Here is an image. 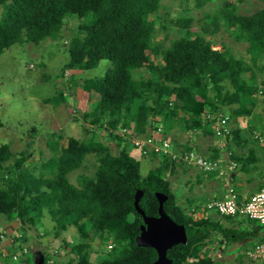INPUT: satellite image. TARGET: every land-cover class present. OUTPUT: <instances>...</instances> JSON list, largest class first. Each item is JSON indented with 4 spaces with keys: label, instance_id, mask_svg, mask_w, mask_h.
<instances>
[{
    "label": "trees",
    "instance_id": "1",
    "mask_svg": "<svg viewBox=\"0 0 264 264\" xmlns=\"http://www.w3.org/2000/svg\"><path fill=\"white\" fill-rule=\"evenodd\" d=\"M244 1H225L205 14L200 31H194L191 6L203 9L214 0H0V55L19 44L65 39L69 61L62 66L60 79L67 72L91 71L104 60L112 64L102 78L72 84L73 89L95 94L82 114L83 128L90 135L86 139L71 137L62 145L65 138L54 132L47 141L51 157L33 165H28L33 141L18 154L10 145L0 147V216L19 220L23 231L25 226L36 227L47 214L57 225L56 237L75 226L82 237L72 245L76 258L69 264H152L158 259L156 251L136 243L143 218L135 209V195L143 191L141 209L158 217L155 194L162 193L168 196L166 214L184 225L188 235L187 245L168 251L172 264H218L200 254L213 232L222 233L228 242L249 235L226 228L213 217L197 218L190 198L185 206L189 209L179 204L172 182L164 177V172L177 171L169 156L161 162L162 155L144 148L142 160L152 158L161 165L144 175L141 160L129 149L131 140L153 138L160 126L164 140L170 142L174 130L213 137V123L226 118L230 158L245 163L232 146H248L257 119H262L255 110L260 105L264 110V7L244 14L239 7ZM259 1L264 5V0ZM173 2L186 6L187 14L165 19ZM72 20L76 26L69 29ZM170 25L178 27L180 36L165 45L167 37L159 41L158 36L172 29ZM65 29L70 33L64 35ZM223 30L246 44L249 59L235 56L225 45L214 50L217 41L208 37ZM142 69L149 75L144 77ZM61 89L59 99L64 103ZM239 119L253 122L245 134ZM32 133L39 132L33 128ZM212 151L211 156L202 151L200 155L218 162L221 153ZM91 157L96 160L94 172L80 175L74 184L70 175L88 168ZM94 238L112 244V251L100 255L88 242ZM14 241L28 238L23 232ZM44 257L45 264H58L45 253ZM190 259L198 261L190 263Z\"/></svg>",
    "mask_w": 264,
    "mask_h": 264
},
{
    "label": "rangeland",
    "instance_id": "2",
    "mask_svg": "<svg viewBox=\"0 0 264 264\" xmlns=\"http://www.w3.org/2000/svg\"><path fill=\"white\" fill-rule=\"evenodd\" d=\"M225 1L231 2L235 0H214L213 3L203 9H197L192 5L190 15L193 17L194 21L191 28L194 31H200L204 22L202 19L205 14L212 13L217 6H222ZM239 7L242 8L241 13L244 12V14H247L256 12L263 8L264 5L259 0H245L243 3L239 4ZM186 8V6L180 5L179 2H173L170 5V15L166 16L165 19L169 20L171 18L185 16L187 14ZM161 13V16H163V12ZM75 23L76 21L74 20L70 21L68 28L73 29L74 26H76ZM170 27H172V29L169 31H163L158 36L159 41H162L167 37L168 41H166L167 43L165 45L169 44V40L180 36L178 27L172 25H170ZM68 33L70 32L66 29L63 31L64 35H67ZM208 39H215L217 41L214 50H223V45H225L233 50L235 56L249 59L246 52V44L236 42L232 35L224 30L216 34L214 37H208ZM67 45L68 40L50 39L38 45L31 43L15 45L3 55H0V147L3 145H10L12 151L15 154H18L21 151L26 150L27 144L30 141H33L34 149L30 151L33 157L29 160L28 165L37 164L40 163V161H42V163L48 161L52 155L50 147L47 145V141H50L48 136L50 137L54 132L62 134L63 139L65 138L62 145H66L68 142L67 139L71 137L76 139L87 138L88 134L84 130L82 124L84 123L82 121V114L88 109L87 105L92 93L88 94L83 91L82 88L73 89L72 84L83 83L82 79L102 78L112 66L110 61L104 60L97 68L91 71L83 73L67 72L62 77L63 79H60L62 66L69 61ZM141 72L144 77L149 75L146 69H142ZM73 75L76 77L72 78ZM263 77L264 76L262 75V79ZM61 88L65 90V96L63 99L64 103L59 99L62 91ZM91 96L93 97L95 94L93 93ZM255 114H260L262 119H257L254 130H262L261 128H264V110L262 105L256 108ZM74 117L78 118L77 121ZM253 120L254 119H252V121ZM239 121L240 124H237L240 125L242 133L245 134V131L249 127H252L253 122L248 124L247 120L245 123H241L240 119ZM86 126L88 127L90 125L87 123ZM33 128L39 133H32ZM102 134L104 133L102 132L101 135ZM192 134L193 133H180L178 130H174L173 133H170V136L175 147L186 150V147H189L188 144L191 145V142H193L192 146L195 144V138H191L190 136ZM187 139L189 140V143L185 145ZM210 139L208 136L206 139L201 138L200 143H196L195 146L199 153L204 147H207L210 144ZM215 139L217 140V138ZM57 140L58 139H56V141ZM227 141L229 142L228 139L224 142L227 143ZM110 146L114 147V144L110 143ZM209 146L214 145L211 144ZM233 149V151L238 149V151H242L245 155L248 154L245 149H236L234 147ZM132 152L136 153L135 150ZM259 152L264 153V150H259ZM208 154H210V152ZM225 155L226 153L224 156ZM255 157L259 158L258 154ZM164 161L165 158L161 157V162ZM94 162L96 163L95 157H91L88 163V168L73 172L70 175L71 181L74 184H77L80 175H91L94 172ZM141 163L144 175H147L148 172L155 167L161 166L159 165V161H154L152 158L150 160L143 159ZM257 168L259 170V173L257 174L258 177L254 176V178H258L259 181H261L264 179V154L259 162H257ZM193 172H196L198 177L193 176L191 178L190 175ZM164 173V177L172 182L175 194L178 197V203H182L183 207L186 206V199L190 198L194 199L195 205H200L201 208H205L208 202L212 201L214 197H218L215 193H222L224 191V183H218L216 185V179L210 178V176L206 174L203 175L200 171L192 167L180 166L177 168V171H175V174L170 170L169 172ZM187 177L190 183L188 188L184 183L185 180H187ZM198 181L209 183V189L208 186H205L204 184L197 188ZM235 181L236 182L233 183L235 189L238 192H244L245 188L242 187L243 180L237 178ZM240 181L242 182L240 183ZM260 183L261 182H254L253 184L256 186ZM215 185L218 190L215 193H211V189L214 188ZM207 192H209V195L205 196L204 194ZM185 208L189 209L188 207ZM190 208L193 209L192 206ZM237 219L241 221L238 223L241 224L242 230L249 235L248 241L245 243L244 247L253 248L260 243L261 238L264 235V226H261L258 222L243 221L240 218ZM234 221H236V219H234ZM55 227H57L56 223L47 214L41 219L36 227L27 228V226H25L23 231V226L19 220L16 219V221H10L7 217L0 216V233L7 236L4 241H11L12 239H15V236L20 237L23 232H25V235L28 238L27 243L24 245V247L26 246V250L24 249L23 252H18V260H13V255L16 250L6 248L3 253L6 254L7 258L1 257V263L34 264L35 255L40 252L43 255L45 253L52 262L54 261V263L69 264L71 260L76 258V255L72 252V245L81 240L82 234H80L78 229L73 226L70 227L68 231L60 232L59 237H56L54 232ZM88 242L92 245L95 251H99L100 255H104V257L110 253L109 251H112L109 250L112 248H110L104 240L100 241L99 239L95 240L94 238L93 241ZM233 244H236L238 249L233 251L228 249L229 254L231 252L235 253L237 250H242V245H239V243H232L231 245ZM231 245H229V248H231ZM95 251L93 253H95ZM26 253L29 255L26 256ZM97 255V252L92 255L91 258L93 261L96 260Z\"/></svg>",
    "mask_w": 264,
    "mask_h": 264
},
{
    "label": "crops",
    "instance_id": "3",
    "mask_svg": "<svg viewBox=\"0 0 264 264\" xmlns=\"http://www.w3.org/2000/svg\"><path fill=\"white\" fill-rule=\"evenodd\" d=\"M261 129L262 130H259V129L254 130V132H253L254 135L252 137V141H250V144L248 146H246L244 144L242 146H239V147L238 146H232L236 149L240 148V149L247 150V153H248L247 155H245L242 151H238V149L236 150V153L241 155L245 160L244 161L245 163H242L240 165L237 164L236 162H234L233 160H231V158H230L231 157L230 155L232 152L226 146V143L224 142L227 139V136L225 138H222V139H218L215 136V134L213 137H209V139L211 138L209 145L213 144L214 146L208 145L207 147H204L202 149V152L207 154V155L210 152V156H211L213 154L212 150L215 148L216 150H218L221 153V157H220V160L218 162L217 161L216 162L210 161L212 164H215L217 167L212 171L213 174L209 175L210 174L209 173L206 175H209L210 178L216 179L217 180L216 185L218 183H224L223 184L224 191L222 193H220V192L215 193L218 190L216 185H215L214 188L211 189V193L217 194L218 197H214L212 201L208 202V204L206 205L205 208H201L200 205L199 206L195 205L194 199H192L191 205H192L194 211L196 212L197 218H200L202 216L213 217V219L216 220V222L222 223V225L226 228L234 229V230L235 229L242 230L241 224L238 223L241 221H239L237 218H240L243 221H245L246 218H243L241 216H236V217H233V220L228 221L226 219H222L221 215L218 212H216L214 210L209 211L208 206L217 202V201L224 200L227 196L228 189L230 187L235 188V185L233 183L236 182L235 180H237V178L243 180V182L240 181V183L242 182V185H243L242 187L245 188V191L244 192H238L235 189L236 193L238 195V198L243 202L248 201L253 195H255L256 193H259L260 191H262L264 189V179L259 181L258 178H254V176H257V174L259 173V170L257 168V162H259V160L263 157V154H264L263 152H259V150H262V151L264 150V141L260 140V136L264 137V128H261ZM255 133H258V134L255 135ZM190 136L192 138H195L194 139L195 145H196V143L201 142V138L206 139V136L204 134H202L201 136L199 134H197V135L193 134ZM215 138H217V140ZM223 143H224V145H223ZM225 153H226V155L224 156ZM227 154H228V157H227ZM257 154H258L259 158L255 157ZM221 171L223 174H221ZM201 173L203 175H205V173L203 171ZM193 176L198 177L196 172L191 173L190 177L192 178ZM204 182L205 181H198L197 182L198 183L197 188H199L201 185L204 184L205 186H208V189H209V183H204ZM254 182H261V183L259 185L255 186L253 184ZM184 183H185V186L187 188H188V186H190L188 177ZM204 195L205 196L209 195V192L205 193ZM234 219H236L237 222L234 221ZM0 234H1V236H0V258L1 257L7 258L6 254L3 252L6 248H10V249L16 250L15 254L13 255V260L14 261L18 260V252L24 251V249L26 247V246L24 247V245L27 242H25V241H14L15 239H12L11 241H4L7 236L3 233H0ZM15 238H18V237L15 236ZM262 238H263V236H262ZM262 238H261V240H262ZM247 241H248V237L244 240L239 241V242H228L222 233L213 232L211 234V236L209 237V239L206 241L207 246L205 247V249L200 254L202 257L210 258L213 262H217L218 264H245L246 254L251 249V248L244 247V245H245V243H247ZM232 243H239V245H242V247H243L242 250L241 251L237 250V251H235V253L231 252L229 254L228 249H230L231 251L238 249V246L236 244L231 245ZM229 245H231V248H229ZM109 246H113V245L111 244ZM25 255L28 256L29 254L26 253ZM0 264H2L1 261H0Z\"/></svg>",
    "mask_w": 264,
    "mask_h": 264
},
{
    "label": "built area",
    "instance_id": "4",
    "mask_svg": "<svg viewBox=\"0 0 264 264\" xmlns=\"http://www.w3.org/2000/svg\"><path fill=\"white\" fill-rule=\"evenodd\" d=\"M207 119L210 121L212 117L208 115ZM226 126V118L213 123V128L218 139L225 138L229 134V129ZM161 129V126L158 127V133L155 132L153 138L144 141L132 140V145L142 153H146L144 148L154 150L162 156H169L175 161H182L187 165L195 166L205 172H212L217 167L215 164L197 155L194 151L181 155L173 153L172 144L160 137ZM260 140L264 141V137L260 136ZM221 174H223L222 171ZM208 209L209 211L214 210L218 212L223 217L241 216L249 220L257 221L261 226H264V189L253 195L248 201L243 202L238 198L236 190L230 187L227 191L226 198L209 205ZM112 247L110 246V248ZM197 261V259L189 260L190 263ZM245 264H264V235L261 242L247 252Z\"/></svg>",
    "mask_w": 264,
    "mask_h": 264
},
{
    "label": "water",
    "instance_id": "5",
    "mask_svg": "<svg viewBox=\"0 0 264 264\" xmlns=\"http://www.w3.org/2000/svg\"><path fill=\"white\" fill-rule=\"evenodd\" d=\"M144 193L138 190L135 195V209L143 218L141 233L136 238L137 246L140 248H150L156 251L158 259L152 264H172L168 258V251L178 245H187L188 235L184 225L175 223L164 210V204L168 196L156 193L155 196L159 203V216L149 217L140 207V201ZM34 264H45V257L40 252L37 253Z\"/></svg>",
    "mask_w": 264,
    "mask_h": 264
},
{
    "label": "clouds",
    "instance_id": "6",
    "mask_svg": "<svg viewBox=\"0 0 264 264\" xmlns=\"http://www.w3.org/2000/svg\"><path fill=\"white\" fill-rule=\"evenodd\" d=\"M193 134L197 135V132H195V133H193ZM193 134H192V135H193ZM161 135H162V133H161ZM162 138H163V135H162ZM191 138H192V137H191ZM163 139H164V138H163ZM131 142H132V140H131ZM169 142H170V141H169ZM170 143L172 144V152L175 153V154L181 155V154H185L186 152H192V151H194L197 155H199L200 157H202V156L200 155V153L197 151L195 144L192 146L193 142H191V145L188 144L189 148H191L190 151H187V149H186V150H185V149H178L177 147H175L173 141H171ZM187 143H189V140H188V139L185 141V145H186ZM133 150H135L136 153H135V152H132ZM129 151H131V152H132V155L135 156L136 158H138L139 161H140V160L142 161L143 153L140 152L139 150L135 149L134 145H131ZM139 157H140V158H139ZM162 157H165V156H162ZM166 157H167V156H166ZM166 157H165V158H166ZM170 158H171V157H170ZM202 158H203V157H202ZM171 160H172L173 162L176 163L177 168L180 167V166H188V167L195 168V169H197V170H199V171H201V172L203 171V170H201V169H199V168H197V167H195V166L187 165V164H185V163L182 162V161H175V160H173L172 158H171ZM209 162H210V161H209ZM203 172H204L205 174L212 173V172H205V171H203ZM232 188H233V187H232ZM234 189H235V188H234ZM112 248H113V247H112ZM109 250H112V249H109Z\"/></svg>",
    "mask_w": 264,
    "mask_h": 264
},
{
    "label": "flooded vegetation",
    "instance_id": "7",
    "mask_svg": "<svg viewBox=\"0 0 264 264\" xmlns=\"http://www.w3.org/2000/svg\"><path fill=\"white\" fill-rule=\"evenodd\" d=\"M36 257H37V256L35 255V259H36Z\"/></svg>",
    "mask_w": 264,
    "mask_h": 264
}]
</instances>
